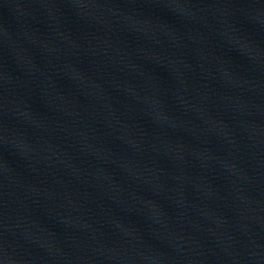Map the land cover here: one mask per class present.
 Wrapping results in <instances>:
<instances>
[{
	"label": "water",
	"instance_id": "1",
	"mask_svg": "<svg viewBox=\"0 0 264 264\" xmlns=\"http://www.w3.org/2000/svg\"><path fill=\"white\" fill-rule=\"evenodd\" d=\"M0 264H264V0H0Z\"/></svg>",
	"mask_w": 264,
	"mask_h": 264
}]
</instances>
